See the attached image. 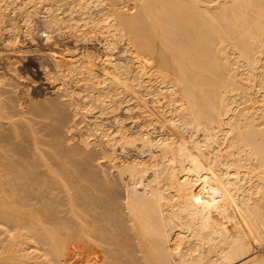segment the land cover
Instances as JSON below:
<instances>
[{
    "label": "bare ground",
    "instance_id": "bare-ground-1",
    "mask_svg": "<svg viewBox=\"0 0 264 264\" xmlns=\"http://www.w3.org/2000/svg\"><path fill=\"white\" fill-rule=\"evenodd\" d=\"M39 30L103 55L28 113L0 71V264H264V0H0L5 47Z\"/></svg>",
    "mask_w": 264,
    "mask_h": 264
},
{
    "label": "rangeland",
    "instance_id": "rangeland-1",
    "mask_svg": "<svg viewBox=\"0 0 264 264\" xmlns=\"http://www.w3.org/2000/svg\"><path fill=\"white\" fill-rule=\"evenodd\" d=\"M36 17H38V16H36ZM36 17H34V22H35V26L38 28V29H40L41 31L43 30H45V28H43V25L41 24L42 22L40 21V19L39 18H36ZM38 24V25H37ZM42 27V28H41ZM37 29V30H38ZM40 30L39 31H36L35 32V39H36V41L38 42V43H35V42H33L32 43V45H31V43H27V41H24V42H22V43H20V44H18V48H14L13 46H11L10 48H12V49H10L9 47H5V44H4V42L2 41L3 39H1L0 38V68L2 67V66H4V67H2L1 68V72H4V74H9V76H10V78H11V80H12V89L13 90H15V92H17L16 94H18V98L19 97H21L22 99H21V103H23V104H21L22 105V107L24 108L25 106V108H24V110L25 111H27V112H25L24 111V113H28V112H30V109L34 106L35 108H36V105L38 106H46V103H52L53 101L52 100H57V101H61L62 99H61V97H60V93H59V91H56L57 89H56V87H57V80L55 79V78H53L52 76L50 77V76H47V75H45V70H44V66L43 65H45V66H47V67H51V60L49 59V56L50 55H57V56H61V55H63V54H60V52H65V51H68V50H70V49H72L73 47H71V46H74V49H76L77 51L79 50V51H81V50H84V52L85 51H88V52H91V53H93V54H95V55H97L98 56V58H97V60H96V62H97V65L99 64V59L100 58H102V55H103V51L102 50H100V48H96V45L94 44V42H91V41H87V42H84V41H78V40H76L75 41V38L74 37H69L68 35L66 36V34H64V36H63V38L60 40V41H58L56 44H54L53 43V45H51L50 43H45L44 44V39L42 40L40 37H39V33L41 34V32H40ZM0 37H2L1 35H0ZM44 37V36H43ZM68 37V38H67ZM39 38V39H38ZM72 38H74V39H72ZM42 41H41V40ZM70 41H68V40ZM71 39V40H70ZM68 41V42H67ZM74 41V42H73ZM23 43L25 44V45H23ZM30 44V45H29ZM37 44V45H36ZM44 44V45H43ZM22 45H23V47H22ZM29 45V46H28ZM28 46V47H27ZM33 46V47H32ZM37 46V47H36ZM49 46V47H48ZM86 47V48H85ZM49 49V50H48ZM9 50V51H8ZM54 51V52H53ZM99 51V52H98ZM102 51V52H101ZM6 58H12L11 60H13V65H14V69H13V71H10L9 69H5V61H6ZM4 64V65H3ZM49 65V66H48ZM21 66V67H20ZM5 69V70H4ZM4 70V71H3ZM9 71V72H8ZM0 72V73H1ZM25 75V76H24ZM3 76V74L1 73L0 74V78ZM53 78V79H52ZM54 79L56 80V82H54ZM43 81V82H42ZM24 83V84H23ZM50 83V84H49ZM57 83V84H56ZM19 86V87H18ZM0 87H1V85H0ZM21 87V88H20ZM18 89V90H17ZM30 89H31V91H30ZM52 92V93H51ZM19 94H20V96H19ZM24 94V95H23ZM24 96V97H23ZM55 96V97H54ZM60 98H59V97ZM52 97H53V99H52ZM58 97V98H57ZM149 96H145V98L142 100V104L143 105H146V107H148L149 108V102H147V98H148ZM20 99V98H19ZM29 99V100H28ZM47 99V100H46ZM61 99V100H60ZM48 101V102H47ZM49 101H51V102H49ZM147 102V103H146ZM30 104H31V106H30ZM28 106V107H27ZM38 106V107H39ZM30 107V108H29ZM37 107V108H38ZM64 107H67V106H64ZM40 108V107H39ZM67 112H68V115H70L69 116V118L70 119H72V117H71V115H72V112H71V110H69V108L67 107ZM69 112H71V114L69 113ZM120 113L121 114H123V111L121 112L120 111ZM29 114H31V115H33V118L31 119L30 118V116H29ZM29 114H26V117H25V114H23L22 115V117L21 118H24L25 117V119H31V120H33V119H35L36 117V121H34L35 123L37 122L38 123V121H41V119H43L42 117H40L41 119L40 120H37V119H39V116H35L34 114H32V113H29ZM21 115V114H20ZM15 116V115H14ZM13 116V118L14 119H19L18 117H17V115L14 117ZM123 116H124V114H123ZM35 117V118H34ZM20 118V119H21ZM126 118V116H124V119ZM74 119V118H73ZM140 120H141V122H143L144 121V119L142 118V117H140L139 118ZM128 122H127V121ZM126 120H125V122H127V123H129L130 121H131V118L130 117H127L126 118ZM33 121H30V123L31 124H33L34 122ZM47 123H49L48 121H46ZM70 122H72V121H70ZM36 123V124H37ZM131 123V122H130ZM129 123V124H130ZM70 124V123H69ZM36 126V125H35ZM74 127V126H73ZM72 127V128H73ZM76 128H77V125H76V127L71 131V132H77L76 131ZM65 130V129H64ZM77 130H78V128H77ZM73 133H71V135L70 134H65L64 135V137L65 136H67V137H71L72 135H73V140H75V141H70V140H72V139H69V141H68V139H66V141H68V142H66V144H68V143H72V144H76L77 143V135H76V137H75V133L73 134ZM40 135V136H39ZM42 135V136H41ZM38 136L40 137V148L42 147H44L43 148V150H42V152L43 151H46V152H44L46 155H48V151H49V148L47 147V146H45V145H42V143L43 142H47V141H49L50 140V137L48 138V135H43V134H38ZM46 140H44V139ZM75 138V139H74ZM30 139V138H29ZM42 139V140H41ZM41 141H43V142H41ZM32 143V142H31ZM48 143V142H47ZM28 144H30V143H28ZM32 144H30V146H28L27 147V154H28V157H29V159L31 160V162H32V159H35V158H33L34 157V152H35V150H33L34 148L31 146ZM70 145V144H69ZM47 147V148H46ZM30 149H31V151H30ZM133 150V149H132ZM131 149L129 150V155H135V153L132 151ZM132 151V152H131ZM135 151V150H134ZM30 154V155H29ZM32 156V157H31ZM38 167H40V166H38ZM37 167V169H42V168H38ZM44 170V169H43ZM60 194H62V193H60ZM64 194V193H63ZM62 194V195H63ZM61 196V195H60ZM65 196V195H64ZM63 199H66V198H63ZM62 201V200H61ZM65 202V201H64ZM64 206H66V208L64 207ZM64 208H65V210L67 209V207H68V204H64ZM62 206L60 207V209H64ZM69 208V207H68ZM64 211V210H63ZM62 211V213L64 214V215H62L63 217L65 216V214L67 215V216H70L69 214H70V212L68 211V209L66 210L67 212L65 213V211L63 212ZM69 212V213H68ZM68 213V214H67ZM60 215H61V213H60ZM66 216V217H67ZM66 219V218H65ZM67 219H69V217H67ZM72 219V218H71ZM73 220V219H72ZM263 246V248H261ZM262 246H258V249H259V254H264V252H263V250H264V244L262 245ZM104 263V262H103Z\"/></svg>",
    "mask_w": 264,
    "mask_h": 264
}]
</instances>
